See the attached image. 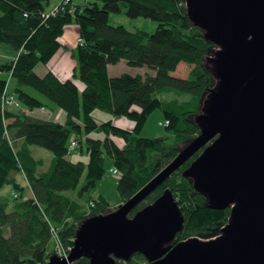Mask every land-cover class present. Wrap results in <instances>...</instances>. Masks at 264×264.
I'll use <instances>...</instances> for the list:
<instances>
[{
  "label": "trees",
  "instance_id": "obj_1",
  "mask_svg": "<svg viewBox=\"0 0 264 264\" xmlns=\"http://www.w3.org/2000/svg\"><path fill=\"white\" fill-rule=\"evenodd\" d=\"M61 1L51 9L50 0H0V74H10L12 94L24 109L2 107L8 81L0 78V264H46L53 255L54 236L63 247L71 248L82 221L112 211L99 193L94 196L108 171L106 162L118 173L115 188L120 201H129L200 134L204 102L217 84L206 60L218 47L191 23L186 0H81L63 7ZM122 10L131 20L155 22V32L110 26L109 15ZM71 24L79 28L83 40L73 54L77 62L73 78L83 84L81 91L73 80L61 82L52 72L43 76L34 72L59 51L58 38ZM122 61L130 69L147 68L151 73L109 78L106 67ZM180 63L191 67L186 79L171 76ZM28 90L62 110L65 122L60 125L28 116L29 111L44 107ZM94 110L127 119L134 128L124 131L110 122L98 125L92 118ZM156 111L168 122L164 129L174 138L171 145L140 136ZM95 132L105 139H91ZM109 137L121 139L124 146L116 147ZM73 142L84 149L85 164L68 158ZM30 146L51 153L49 170L39 171L42 161L32 156ZM201 153L129 215L169 190L184 218L173 246L192 238L218 239L230 219L231 207L208 208L207 196L182 176ZM6 187L11 191L8 195L2 193ZM88 262L81 258L74 264ZM116 264L151 263L134 254Z\"/></svg>",
  "mask_w": 264,
  "mask_h": 264
},
{
  "label": "water",
  "instance_id": "obj_2",
  "mask_svg": "<svg viewBox=\"0 0 264 264\" xmlns=\"http://www.w3.org/2000/svg\"><path fill=\"white\" fill-rule=\"evenodd\" d=\"M191 23L218 47L207 58L216 88L204 102L200 134L130 200L77 228L68 257L46 264H264V0H186ZM202 151L182 176L207 196L208 208L231 207L218 239L173 246L184 218L169 190L129 218L136 206Z\"/></svg>",
  "mask_w": 264,
  "mask_h": 264
},
{
  "label": "crops",
  "instance_id": "obj_3",
  "mask_svg": "<svg viewBox=\"0 0 264 264\" xmlns=\"http://www.w3.org/2000/svg\"><path fill=\"white\" fill-rule=\"evenodd\" d=\"M59 1L60 0H54L53 3L51 5H49V8L54 9L57 6ZM79 2H82V1L81 0L75 1L76 4H78ZM78 37H79V28H77L75 25H68L67 27H65L63 35L58 38L59 39L58 41L60 43V48L58 49L59 51L52 57V59L50 60L48 65H38V67H40V68L36 67L34 72L39 76H43L48 72H52L57 77V79L59 81L63 82L66 80H73V82L77 85L78 89L82 90L83 84H81L80 82H76L77 79L73 78V73L75 72L74 69H75L76 63H77L73 54L76 51L75 49L77 46ZM179 65H181V63ZM179 65H178V68H179ZM178 68H177V70H178ZM106 70L108 72L109 78H111V79H114V77H118L124 73H128L132 76L137 74V68H135V69L128 68L125 61L124 62L122 61L116 65H113V66H107ZM122 71L124 73H122ZM176 71L174 73H171V76L174 78H180V77L175 76ZM146 73H151V71H149L146 68V69H141L138 72V74H141V75H144ZM4 75L5 74L1 75L0 78L3 79ZM7 75H8V78H6L5 81L6 80L10 81V74H7ZM182 79H186V78H182ZM27 93H29L30 95H32L33 97L38 99V97L35 94H33L32 92H30V90H28ZM42 110H44V109L43 108L40 109V111L37 112V114H43ZM27 114H28V116L30 115L36 119H43V120L47 119V121H54L60 125H62L66 120V115L64 114V112L62 110L61 111L57 110L56 112H53V113L51 112V117L47 114H43V116L46 115L45 116L46 118L45 117L41 118V117L37 116L36 114H33L31 111H29V113H27ZM91 114H92L93 120L98 125H102L105 122H110L113 126H115V127L117 126L121 129H123L124 131H132L134 128V123H132L129 120L124 119V118H119V117L113 118L108 113H103L99 110H94ZM154 114H156V113H154ZM160 115L163 118L162 113ZM93 135H98V137H99L103 134L95 132V133H91L89 135V137L91 139H94ZM103 136L105 139V135H103ZM109 138L111 139L112 143L116 147L121 149L124 146L123 141L121 139L113 138V137H109ZM98 140H100V139H98ZM68 158L72 162H81L83 164H85L88 161V157L85 154L84 149L79 147V146H75L74 151H72L71 156ZM37 160H39V159H37ZM40 161H42V165H43V160H40ZM52 161H53V158H51L49 168L52 164ZM49 168H47V169L49 170ZM112 169H114V168L111 166H109V169L107 168L109 173ZM100 195L103 197L102 194H100ZM119 203H121V201H119L117 203V205Z\"/></svg>",
  "mask_w": 264,
  "mask_h": 264
},
{
  "label": "rangeland",
  "instance_id": "obj_4",
  "mask_svg": "<svg viewBox=\"0 0 264 264\" xmlns=\"http://www.w3.org/2000/svg\"><path fill=\"white\" fill-rule=\"evenodd\" d=\"M53 1L54 0H50V5L53 3ZM109 16H110L109 17V25L110 26L111 25L124 26L128 31L141 30L143 32L145 31L148 33H153V32H155V30L157 28V24L155 22H152V21L145 19V18H143V19L137 18V19H133V20L129 19L124 14V10H122V12L120 14H111ZM71 25H73V24H71ZM79 39H80V36L78 37V40ZM209 65L211 66V69L213 68V72H214V65H212L211 63ZM38 68H40V67H38ZM190 68H191L190 66H186L185 64L181 63V65H179V68L175 73L176 74L175 76L180 77L181 79L187 78L186 76L189 73ZM138 72H139V69H137V73ZM122 73H124V72L122 71ZM6 78H8L7 74L3 76V79H6ZM76 82H79V80H77ZM13 87H14L13 83L8 81L7 88L5 89V91H7L8 94H10L14 97L15 102L18 104V106H20V108L18 110L22 109V111H24L23 106H21L20 102L17 101L16 96L12 94ZM79 90L81 91V89H79ZM30 92L35 94L38 97V100H40L41 103L44 105V107H42L44 109V110H42L43 114H47L51 117V112L53 113V112H56L58 110L55 107V105L52 104L51 101L49 102L43 95L37 94L36 92H34L32 90H30ZM170 98H171V96H168V99H170ZM7 108L13 109V107H9V106H7ZM42 108L33 110L31 112L33 114H36L37 116L43 118L46 115L43 116V114H37V112H39L40 109H42ZM154 113H156V114H154ZM154 113H153V115L151 114V116L146 121L147 123L142 128V130L140 132L141 133L140 136L144 137L146 139H149V138L159 139V140L162 139L166 143L171 145L173 143L174 138L171 134L167 133L164 129L165 127L168 126L167 121H164V119L161 117L160 111H156ZM45 120H47V119H45ZM93 137H94V140L95 139H100V140L104 139L103 135H101L99 137H98V135H93ZM72 140H73V138H72ZM74 148H75V146H74ZM74 148L71 150V152H70L71 154H72V151H74ZM29 149L31 150L32 156L35 159L43 160V165L41 168H39L40 172L47 171L48 170L47 168H49V164H50L51 158H52L51 153L49 151L45 150L44 148H38L35 146H30ZM71 154H70V156H71ZM109 166H110V163L106 162L105 167H107L109 169ZM112 170H114V169H112ZM112 170L110 171V173H109V171H107L103 181L101 182L100 186L98 187L99 190L97 191V193L94 196H97L98 193L102 194L103 197L109 202L110 210L114 211L119 206V204H121L122 202L117 205V203L120 201V199L118 197L117 190L115 188L118 177H117V175H114L112 173ZM10 192L11 191H10L9 187H6L5 189L2 190L3 194L8 195V194H10ZM30 197H31V193L28 194L27 198H30ZM54 248H55V246H54ZM54 250L55 249H53V255H51V256L58 257V255L54 254ZM70 250H71V248H70ZM70 250H68V251H70ZM65 253L68 257L69 252L65 251ZM58 258L65 259V256L63 255L62 257H58Z\"/></svg>",
  "mask_w": 264,
  "mask_h": 264
},
{
  "label": "built area",
  "instance_id": "obj_5",
  "mask_svg": "<svg viewBox=\"0 0 264 264\" xmlns=\"http://www.w3.org/2000/svg\"><path fill=\"white\" fill-rule=\"evenodd\" d=\"M76 0H62L60 3V6H65L67 5V3H71V2H75ZM86 1V0H84ZM57 9H55L54 11H52V15L56 14ZM83 42L82 38H80L77 41L78 45H81ZM1 75V74H0ZM3 104L2 107H4L5 109L7 108V106L9 107H13V109L18 110L20 108V106H18V104L15 102L14 97L10 94L7 93V91H5L3 94ZM168 123V122H167ZM75 146V142L71 143L69 146V150L68 152L70 153L71 150L74 148ZM71 154V153H70ZM112 173L114 175H117V171L114 169L112 170ZM54 245H55V250H54V254L58 255V257H62L63 255L65 256V258H67V255L65 253V251L69 252L68 250H70V247H68L67 249L65 247L62 246V244L59 243L58 238L54 236Z\"/></svg>",
  "mask_w": 264,
  "mask_h": 264
}]
</instances>
